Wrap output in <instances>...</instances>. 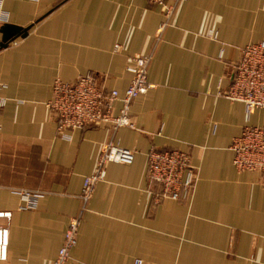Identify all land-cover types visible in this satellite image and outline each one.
<instances>
[{
  "label": "crops",
  "instance_id": "0c3cea01",
  "mask_svg": "<svg viewBox=\"0 0 264 264\" xmlns=\"http://www.w3.org/2000/svg\"><path fill=\"white\" fill-rule=\"evenodd\" d=\"M3 9L4 24L28 33L0 48V211L12 213L0 264H55L80 214L64 264H264V187L258 173L235 169L230 149L245 126H264V109L249 114L220 91L242 48L264 40V0L183 1L161 35L162 8L147 0H4ZM140 53L152 54L154 86L131 105L134 127L59 135L47 106L54 81L93 72L123 93L129 58ZM110 140L135 158L108 163L82 211L84 178ZM153 148L189 153L197 171L189 198H155L159 188L147 179ZM24 192L39 195L35 208L22 207Z\"/></svg>",
  "mask_w": 264,
  "mask_h": 264
},
{
  "label": "built area",
  "instance_id": "2783aa9c",
  "mask_svg": "<svg viewBox=\"0 0 264 264\" xmlns=\"http://www.w3.org/2000/svg\"><path fill=\"white\" fill-rule=\"evenodd\" d=\"M162 8L163 18L159 34L169 26L177 6L186 0H173L167 4L164 0H147ZM4 0H0V24L7 22V14L3 9ZM207 36L217 39L216 30H209ZM222 56V51L220 57ZM152 59L150 53H140L129 58L127 70L132 74V80L126 90L106 89L97 82V76L89 72L73 82L56 79L52 86V99L47 104L56 116L57 131L62 137H67L68 131L83 129L88 126L109 125L113 131L120 127H134L130 110L133 101L145 94L153 84L148 81V69ZM0 110L7 100L1 94ZM221 93L228 99L243 102L250 114L256 109H264V40L249 43L242 48L241 58L234 64L231 73V83L227 90ZM117 102L121 103L116 110ZM230 149L233 152V165L240 172H256L259 174V184L264 187V126L247 125L241 134L234 138ZM135 154L128 148L121 147L113 140L103 144L93 172L84 178L81 200L83 210L91 199L95 186L104 181L107 174L106 166L110 162L130 164ZM147 179L149 186L158 187L157 199L185 200L189 198L196 184L197 171L191 164L190 155L180 149L153 148L148 152ZM26 203L24 209L35 208L38 204L37 194L24 192ZM12 213L0 211V261L8 258L9 224ZM81 214L72 218L65 234L62 247L59 250L55 264H64L71 256V250L78 238ZM135 264H143L137 260Z\"/></svg>",
  "mask_w": 264,
  "mask_h": 264
},
{
  "label": "water",
  "instance_id": "95a60500",
  "mask_svg": "<svg viewBox=\"0 0 264 264\" xmlns=\"http://www.w3.org/2000/svg\"><path fill=\"white\" fill-rule=\"evenodd\" d=\"M0 32L2 33V41L0 43V48H5L7 47L8 43L14 40L15 38L19 36L25 37L28 33V29L6 23L1 26Z\"/></svg>",
  "mask_w": 264,
  "mask_h": 264
}]
</instances>
